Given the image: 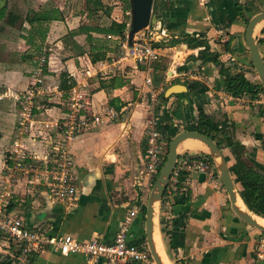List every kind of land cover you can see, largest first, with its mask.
<instances>
[{
  "label": "crops",
  "instance_id": "crops-1",
  "mask_svg": "<svg viewBox=\"0 0 264 264\" xmlns=\"http://www.w3.org/2000/svg\"><path fill=\"white\" fill-rule=\"evenodd\" d=\"M38 1L40 4L34 11L42 10L47 1L55 9L64 7L57 6L55 3L60 2L57 0ZM72 2L74 8L63 12L62 20L38 22L44 26L39 50L34 48L33 38L28 34L27 21L16 22L19 12L10 11L12 1L0 0V53L15 57L16 52L22 54L14 62L0 59V91L14 94L27 91L32 87V73L40 56L48 61L33 111L34 120L42 124V141L32 142L28 134H21V109L13 98L0 101V189L9 180L11 196L7 199V211L21 216L30 228L54 237L72 235L78 240L99 237L110 242L122 221L135 211L129 239L145 245V205L149 193L143 169L146 131L151 121L155 120L160 127L170 126L167 132L161 129L171 140L187 126L197 125L199 111L203 109L214 122H235L232 133L246 145L248 152L260 144L258 135L264 132L260 112L252 104H239L227 94L219 67L202 61L201 48L185 43L169 44L173 37L203 35L222 59L241 55L245 52L244 20L230 21L229 17L236 4L247 10L251 0H212L208 7L200 0H155V12L161 19L159 28L164 33L155 40L154 45L159 46L153 45L160 60L151 72L152 85L146 83L144 64L130 56L127 40L104 31L113 21L122 22L129 12L116 6L108 15L106 6L96 14L91 10L94 3L89 8L87 0H67L66 4ZM101 2L108 4L107 0ZM75 7L83 11H75ZM136 39L145 38L137 34ZM97 57L101 59L94 60ZM174 84L185 85L187 91L166 97V89ZM74 94L80 96L81 114L89 119L100 116L101 121L82 128L68 143L77 187L76 199L68 201L49 196L46 168L52 166L47 160L53 152L51 143L60 141L63 131L57 123L64 126L67 123ZM108 108H113L117 116H108ZM18 137L28 151L42 158V179H35L32 173L15 177L11 171L14 161L10 150ZM227 139L229 142L231 137ZM223 147L224 154L230 156L229 165L234 164L230 148L226 144ZM216 177V173L210 176L191 172L181 184L170 183L161 204V221L165 230L184 236L174 241L181 243L179 247H170L172 264H264V244L260 241L264 233L238 218L225 187ZM9 205L13 208H8ZM170 236L167 238L171 239ZM18 252V245L0 235V264L6 260L21 264ZM29 264L109 263L89 262L85 255H64L49 248L32 254Z\"/></svg>",
  "mask_w": 264,
  "mask_h": 264
},
{
  "label": "built area",
  "instance_id": "built-area-1",
  "mask_svg": "<svg viewBox=\"0 0 264 264\" xmlns=\"http://www.w3.org/2000/svg\"><path fill=\"white\" fill-rule=\"evenodd\" d=\"M204 6L209 5L210 0H200ZM149 38H159L162 32H157L154 28H146ZM130 56L140 64H144L147 76L146 83L152 85L151 72L153 64L160 60L158 50L150 43H134L128 49ZM48 63L47 58L42 56L39 59L37 69L32 73V87L23 93H11L9 90L0 91V101L6 97H11L16 101L21 109L19 115L21 117L19 125L22 134H31L32 141H37L36 125L33 118L35 108V99L40 94L45 79V66ZM75 95V94H74ZM80 96H72L69 113L66 117L65 126L57 123L58 129L63 130L61 139L54 146L53 152L56 159L54 163L50 161L52 166L47 165L46 185L48 187L49 196L52 198H62L68 201H74L77 195L76 176L74 174V166L69 160L70 152L68 143L82 129L90 125L91 122L97 123L101 121V117L93 116L91 119L81 114L83 109L80 103ZM108 116L114 118L117 112L113 108H108ZM41 133L38 135L40 136ZM31 139V138H30ZM169 139L165 132L158 126L155 120L151 121L146 131V148L144 155V176L146 178V188L148 193L152 189L160 171L166 161L167 142ZM27 148L18 142L13 143L10 154L17 168L25 170L27 175L33 174L37 180L42 179V162L31 161V153ZM184 156L179 164L186 171L196 170L199 173L214 176L216 169L208 154L204 152H189ZM178 163V162H177ZM24 172V171H23ZM180 169L176 168L173 174V181H177ZM8 180L5 185H1L0 189V235L8 240L13 241L19 247L18 259L21 264H29L32 254H37L45 249L54 248L64 255L71 253H79L85 255L89 262H98L105 260L109 264H156L151 255L150 250L145 245H139L130 241L129 230L135 211L127 216L121 223L119 231L115 238L110 242H104L99 237L89 240H78L72 235L49 236L41 229L30 228L26 225L25 220L18 215L7 211L8 198L11 191L8 186ZM220 184V180L217 179ZM261 243L264 244V234L261 237Z\"/></svg>",
  "mask_w": 264,
  "mask_h": 264
},
{
  "label": "water",
  "instance_id": "water-1",
  "mask_svg": "<svg viewBox=\"0 0 264 264\" xmlns=\"http://www.w3.org/2000/svg\"><path fill=\"white\" fill-rule=\"evenodd\" d=\"M154 1L155 0H130V9H131L130 25L127 36L128 48H131L136 42L149 43L152 40L153 41L156 40V38L136 39V34L146 30V28H148L149 26L154 28V30L157 32H162L161 31L162 29L159 28V23L161 19L159 18L158 13L154 11ZM211 1L212 0H210V2ZM261 22L264 23V11L256 14L249 21L245 32V39L248 48L250 49L253 64L257 70V73L259 75V78L261 80L264 89V61L262 59L261 52L255 37L256 28ZM185 90L187 91V87L185 85L174 84L166 89L164 95L166 97H170L175 93ZM187 139H197L202 141L206 145L207 149L201 152L208 154L209 157L211 158L214 167L216 169V172L228 193L232 210L235 212V214L238 216L239 219L244 221V223L254 227L261 233H264V225L260 224L258 220L254 217V214L255 215L258 214L251 211L247 205L246 206L248 210H245L242 209L238 204L239 199L243 200L240 194L238 183H236L235 176L230 170V165L225 157V154L222 151V149L219 147L217 142L214 139H212L210 136L200 131L182 130L176 133L169 142V152L167 159L163 167L161 168V171L152 189L149 192L148 200L145 205V246H147L148 249L150 250L151 255L154 258L156 264H165V262L163 261V258L160 255V253L158 252L157 244L154 238L155 226H156L155 217L157 211H159V216L161 214V204L163 201V197L170 183L172 173L179 159V155H180V151L178 150L179 146L182 142H184ZM258 216L263 217L261 215ZM159 223L162 231L164 244L170 258L171 255L170 246L168 245L165 239L164 231L160 220Z\"/></svg>",
  "mask_w": 264,
  "mask_h": 264
},
{
  "label": "trees",
  "instance_id": "trees-1",
  "mask_svg": "<svg viewBox=\"0 0 264 264\" xmlns=\"http://www.w3.org/2000/svg\"><path fill=\"white\" fill-rule=\"evenodd\" d=\"M91 2L94 3V7L92 6L91 10H97V9L99 10V8H102L103 6L101 0H87L88 8L91 7L90 6ZM129 10H130V6H129ZM33 12L34 15L32 17H27L28 22L34 23V22H42V21L60 18L58 15L59 10L55 8L33 11ZM233 16H235V14L231 15L230 17L233 18ZM127 17L129 18V15ZM128 23L129 22L127 20H123L122 22L113 21L109 26V28L105 29L104 31L107 32V34L119 36L122 40H127V34L125 33V31L128 29ZM181 43H186L192 48L205 46V49L202 51V60L204 62L210 61L220 66L221 74L225 76V85L227 87V90L233 92L235 95L241 94L244 90L255 91L256 89L261 88L251 83L248 79L245 78L243 74L234 73L231 71V69L226 68L217 56L211 54L210 45L207 40L200 39L194 36H187V37H178V38L173 37V39L169 41V44L172 46ZM154 46H159V45L155 44ZM97 58L98 59L94 58V60L101 59V57H97ZM200 85L201 84H199V86ZM160 128H164V131L167 132L171 127L163 126ZM189 129L198 130L210 136L214 140H216L217 138L215 133L221 130L217 125V123L213 122L212 119H210L205 114L203 109L201 110L198 126ZM217 143L221 147V144L219 142ZM232 146H233L234 154L236 155L237 162L230 167V170L235 176L236 183L240 184L241 197L243 198L245 204L248 206V208L251 211L264 217V167L256 162L252 164H248L242 158V155L245 153L246 148L241 143L236 142L233 143ZM226 159L229 160L228 157H226ZM187 176H188L187 172L183 173L180 176L179 184H181L186 179ZM8 208L10 209L13 208V205H9ZM179 220L182 221L183 218L180 217ZM161 224L168 245L170 247H175V248L179 247L181 243L179 244L177 242L179 241L178 240L179 238L184 237L183 233H178L175 231H167L164 228L163 221H161ZM168 234H171L170 236L171 239L167 238ZM175 240L178 241L175 243L174 242ZM3 264H11V262L6 260Z\"/></svg>",
  "mask_w": 264,
  "mask_h": 264
},
{
  "label": "rangeland",
  "instance_id": "rangeland-1",
  "mask_svg": "<svg viewBox=\"0 0 264 264\" xmlns=\"http://www.w3.org/2000/svg\"><path fill=\"white\" fill-rule=\"evenodd\" d=\"M11 1H12V3H11V8H10L11 10L10 11L11 12L13 11V13H17V11L19 12L17 14L19 16L17 17V21L16 22L23 23V21H27L25 24L28 25L27 28H28V34H29V36H31V38H33L32 39L33 40V46H34V48H38L40 50V47H42V38L41 37H42V31L44 29V26L42 27V25L41 24H38V22L31 23V22H28V20H27V17H32L34 15V12L33 11H34L35 8H38V5L40 4L39 1L38 0H11ZM57 1H60L59 4L58 3H55L57 6H59V7L60 6H64L62 8L63 10L61 8L59 9L60 12H58V15H59L60 18H57L58 20H62L65 17L64 14H63V12L66 14L71 9L74 8L73 2L72 3H69V4L68 3L66 4V1L67 0H57ZM107 1H108V4L102 6V8L108 6V8L106 10L107 11V14L109 13L111 15V13H113L114 7H116V6H120L121 9H122V11H124V12L125 11H128L129 12L128 14H125V18H123L124 20H127L129 22L128 23V32H129V25H130V10H129V6H130V0H107ZM18 2H20V4ZM47 2L44 3V4H42V10L54 8V6H52L53 5L52 2L51 3L50 2L47 3ZM85 2H83V5L86 8V3ZM114 3H116V4H114ZM19 5H21V6H19ZM256 5H258V4L255 3L254 6H256ZM259 5L263 6V8H264V0H261L260 3H259ZM78 9L76 8L75 11L76 10H77V12L80 11V10L83 11V8H78ZM254 9L256 10V8H254ZM95 11H96V14L99 13L98 12V9L95 10ZM114 15H116V14H114ZM128 15H129V18L127 17ZM261 25H262V27L256 33V36L258 38V42H259L260 48L262 49V51H264V23H262ZM128 32H127V36H128ZM71 33H75V32H71ZM137 34L140 35V36H142V37H144V38H146V39H151L148 36V30L147 29L144 30V31H141V32H139ZM159 38H162V37H159ZM149 43L152 44V46H153L154 43H155V40L154 41L152 40ZM179 45H181V44H179ZM0 54H1V56H0V59L1 60L4 59V58H6V59L9 58V60L11 59L10 60L11 62H14L13 60L18 58L17 56H20L19 59H21V57H22V54H19L18 55L17 52H16V54H17L16 57H15L14 54L11 56V54H9V53H7L5 55H4V53H0ZM246 54H249V52L248 53H245V55ZM42 56H40V58ZM165 63L166 62L163 60V64H165ZM154 64H153V69H154ZM46 65H47V63H46ZM248 77L250 79L255 80L256 79V73H255V71L254 72L253 71H249ZM37 98H38V96L36 97V99ZM152 101L153 100H152V97H151V101L150 102H152ZM259 109H260V107H259ZM35 125H36V129H35L36 132H34V133L37 135L36 139L42 141V124L38 125V122H35ZM19 128H20V125H19ZM186 128H193V127L187 126ZM40 133H41V135L38 136ZM27 134L29 135V138H31V141H32L33 139H32L31 134H29V133H27ZM261 136L263 137V139L261 138V141L259 142L260 144L257 147L254 146L255 149L253 148L252 150H250V152L246 151V153H244L242 155V157L244 159H246V161L249 164H252V163H250V161H251V162H254V163L255 162L256 163H259L261 166H264V132L261 133ZM15 142H18V143L21 142V144H22L21 137L20 138L18 137L16 139H14L13 143H15ZM51 145H52L51 146V149H54V146H56L57 144L54 141V142L51 143ZM167 148H168V142H167ZM185 151L198 152V151H204V150H181L180 153H184ZM29 153H31L30 156L33 159L31 161H39L38 159H40V161L42 162V158H39V156H38L37 153H35V152H29ZM51 153H52L51 158H48L47 160L48 161L50 160L52 163H54V160L56 159L55 153L54 152H51ZM69 160L72 162V164L74 166V163H73L72 158L69 157ZM11 171H14L13 174H14L15 177H17V175L18 176H21V177H26L25 175H27V173L25 172V170H23L21 168H17L16 164H14V169H11ZM159 220L161 222V214L159 216V211H158V224H159L158 226H159V229L161 231ZM161 234H162V231H161ZM162 239H163V237H162ZM163 242H164V240H163ZM169 260H170V258H169ZM170 263H171V260H170Z\"/></svg>",
  "mask_w": 264,
  "mask_h": 264
},
{
  "label": "flooded vegetation",
  "instance_id": "flooded-vegetation-1",
  "mask_svg": "<svg viewBox=\"0 0 264 264\" xmlns=\"http://www.w3.org/2000/svg\"><path fill=\"white\" fill-rule=\"evenodd\" d=\"M254 1V0H253ZM257 2H260V0L259 1H257ZM256 2V4H258V5H256V6H254V4L252 3V0H251V6L246 10L245 9V6L244 5H242V4H236V6H235V10H234V13L233 14H235V16H233V18H231V17H229V19H230V21H233L234 19H236V18H241V19H243L244 20V24H245V32H246V28H247V25H248V23H249V21L252 19V17H254L256 14H258V13H260V12H263L264 11V8H263V6H261V5H259V3H257ZM206 7H208V5L206 6ZM256 8V10L254 9V8ZM157 8H155V6H154V11L156 10ZM249 11H250V13H249ZM254 11V12H253ZM248 12V13H247ZM232 14V15H233ZM249 14V15H248ZM150 28H151V26H149ZM243 31V51L245 50V52H243L241 55H238V56H235V55H232V56H229L227 59H222V57H221V55H219L218 53H214L213 51H212V49H211V45H210V41H209V39L208 38H206V37H204L203 35H201L200 37L198 36L197 38H200V39H205V40H207L208 42H209V45H210V52H211V54H213V55H215V56H217L218 58H219V60L224 64V66L226 67V68H229V69H231V71L232 72H234V73H241V74H243L244 76H245V78L246 79H248L251 83H253L254 85H257V86H259V87H261V88H259V89H256L255 91H249V90H244L241 94H239V95H235L233 92H230V91H228L227 90V87H226V89H225V91L227 92V94H229V95H231V97L237 102V103H241V102H244V103H250V104H252L253 105V107H255L256 109H257V111H259L260 112V115H261V117H263V119H264V89H263V85H262V83H261V80H260V78H259V75H258V73H257V70H256V68H255V66H254V64H253V60H252V56H251V53H250V49L248 48V45H247V43H246V39H245V32ZM255 37H256V41H257V43H258V46H259V49H260V52H261V56H262V59H263V61H264V51H262V49L260 48V45H259V42H258V38H257V36L255 35ZM173 39V38H172ZM260 41V40H259ZM182 44V43H181ZM186 44V43H185ZM170 46H172V45H170ZM174 46H176V45H174ZM197 48H201L202 49V51L205 49V46H199V47H197ZM249 52V54H246L245 55V53H248ZM203 61V60H202ZM204 62V61H203ZM205 62H210V61H205ZM215 64V63H214ZM216 65V64H215ZM216 66H218L219 67V70H220V66L219 65H216ZM249 71H255V73H256V79L255 80H253V79H250L249 77H248V73H249ZM220 73H221V71H220ZM223 76V79H224V81H225V76L224 75H222ZM259 107H260V109H259ZM201 110L202 109H200V111H199V120H200V114H201ZM204 112H205V110H204ZM206 114V113H205ZM207 115V114H206ZM199 120H198V124H199ZM213 121V120H212ZM214 122V121H213ZM215 123H217V125L219 126V128L221 129L220 131H218L217 133H215V135H216V142H219L220 144H221V149H222V151H223V144H226L227 145V147L228 148H230V151L232 152V154H233V156H234V158H235V163L237 162V159H236V155L234 154V150H233V146H232V144L233 143H236V142H238V143H241L240 142V140H238L236 137H235V135L232 133V130L233 129H235V127H236V123L235 122H231V123H229L228 122V120L227 121H220V122H215ZM198 124L197 125H195L194 127H196V126H198ZM186 130H191V129H189V128H187ZM198 131V130H197ZM229 131L231 132V133H229ZM231 137V139H230V143L228 142V139H227V137ZM258 137L259 138H262L263 139V137L261 136V133H260V135H258ZM218 144V143H217ZM242 144V143H241ZM242 145H244V144H242ZM245 146V153H246V151H247V147H246V145H244ZM168 152H169V146H168V149H167V152H166V159H167V156H168ZM190 151H185L183 154H184V156L185 155H187L186 153H189ZM224 152V151H223ZM225 157H228L229 158V160H230V156L229 155H225ZM243 158V157H242ZM182 159V157H181V153H180V155H179V159H178V163H177V165H176V167H175V169L176 168H178V169H180V172H179V175H178V178H177V181H173V174H174V172H175V169H174V171H173V173H172V176H171V180H170V183L171 184H173V185H176L177 183L179 184V179H180V176L183 174V173H185V172H187L188 173V175H189V173H191V172H197L196 170H191V171H186L185 169H183L182 167H181V165L179 164V160H181ZM244 159V158H243ZM229 160H227V161H229ZM245 161H246V159H244ZM247 162V161H246ZM234 163V164H235ZM248 163V162H247ZM250 163H254V162H251L250 161ZM234 164H232V165H230V167L231 166H233ZM249 164V163H248ZM264 167V166H263ZM199 173V172H198ZM216 174H217V172H216ZM187 178V177H186ZM217 179H219L220 180V178H219V176H218V174H217V177H216ZM170 183H169V185H170ZM169 185H168V187H169ZM220 185H222L223 187H224V185L222 184V181L220 180ZM238 186H239V190L241 189V187H240V184L238 183ZM168 187H167V189H166V192H167V190H168ZM166 192H165V194H166ZM165 194H164V196H165ZM164 198V197H163Z\"/></svg>",
  "mask_w": 264,
  "mask_h": 264
},
{
  "label": "bare ground",
  "instance_id": "bare-ground-1",
  "mask_svg": "<svg viewBox=\"0 0 264 264\" xmlns=\"http://www.w3.org/2000/svg\"><path fill=\"white\" fill-rule=\"evenodd\" d=\"M262 23L263 22H261L257 26L256 31H255V35L260 30V28L262 27V25H261ZM206 149H207V147L202 141L197 140V139H187L180 144L178 150L181 151V150H206ZM238 204L240 205V207L242 209L248 210L246 204L243 202L242 199H239ZM254 217L258 220V222L260 224L264 225V218L263 217H260V216L255 215V214H254ZM155 223H156V226H155L154 238H155V241L157 244L158 252L162 256L165 264H171L167 250H166V247H165V244H164L163 239H162L161 231H160L159 226H158L159 225L158 224V211H157V214L155 217Z\"/></svg>",
  "mask_w": 264,
  "mask_h": 264
}]
</instances>
